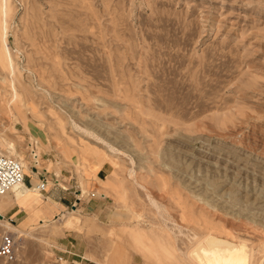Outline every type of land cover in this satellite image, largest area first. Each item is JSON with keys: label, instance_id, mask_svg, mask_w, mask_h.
I'll return each mask as SVG.
<instances>
[{"label": "rangeland", "instance_id": "374dc122", "mask_svg": "<svg viewBox=\"0 0 264 264\" xmlns=\"http://www.w3.org/2000/svg\"><path fill=\"white\" fill-rule=\"evenodd\" d=\"M2 1L14 62L0 65V151L27 166V186L72 197L32 228L7 212L28 230L0 225L17 243L9 264H67L65 233L95 264H158L150 246L191 264L209 237L264 264V0Z\"/></svg>", "mask_w": 264, "mask_h": 264}, {"label": "crops", "instance_id": "0c3cea01", "mask_svg": "<svg viewBox=\"0 0 264 264\" xmlns=\"http://www.w3.org/2000/svg\"><path fill=\"white\" fill-rule=\"evenodd\" d=\"M37 149L38 155L40 157V148L37 147ZM91 173L95 174V172ZM27 176V178H29V175ZM28 184L30 186L23 184L18 188L12 189L7 195H4L0 199V205L3 206L0 212V215L3 217L2 219L14 225L18 231L22 232H26L28 230L19 229V227L12 222L11 218H6L7 212L9 210H13L15 206H19L15 214H19L20 212L28 213L24 226L32 228L34 227V219H36L38 216L40 219L38 220L37 224L43 225L44 223L51 221L53 217H58V209L63 210L62 207H68V203L72 201V197L60 196L62 194L61 192L57 191L56 188L50 189L49 191L47 190V192H45L49 195H52V197H54L56 200L55 202L50 198H48L47 201H42L40 199V195H42V193H37L34 191V187L38 183L34 185L33 179H28ZM82 184L83 192H87L89 190V182L86 180L83 181ZM64 188L66 189V187ZM17 195L20 196L17 197ZM65 231L68 230H53L52 232L56 234H63ZM56 244L57 245L54 247V249L57 255L60 257V260L67 262V264H87V262L90 264H95L93 261L85 257L86 252L81 249L83 247V241L79 236L75 237L73 233H65L64 235L57 238Z\"/></svg>", "mask_w": 264, "mask_h": 264}, {"label": "bare ground", "instance_id": "6f19581e", "mask_svg": "<svg viewBox=\"0 0 264 264\" xmlns=\"http://www.w3.org/2000/svg\"><path fill=\"white\" fill-rule=\"evenodd\" d=\"M3 1H5V0H3ZM3 1L1 2V4H2V13L4 12V6H5V4H3ZM3 20L5 21L6 19L3 18ZM6 30H8V29L3 24L2 19H0V40H1V44H0V65L3 67V69H5V70L7 69L8 72H11L12 71V63L14 61L12 62L11 57H10V52H9V48H8L7 41H6V38H7L6 37ZM20 87H22V86H20ZM17 97H18L17 93L14 92V97L13 98H17ZM33 107H35V106H33ZM3 110L11 111V107L9 105L5 106L3 108ZM4 143L6 144V146L8 147L9 150H14L15 151V144L14 143H12V142H4ZM34 151L35 150H32V152H33L32 153V158L35 159V160H38L39 159L38 151L37 152H34ZM38 184L34 187V191L37 192V193H40L41 191L38 189ZM21 185H23V184H21ZM21 185H19L17 187H14V188H18ZM19 196L20 195H17V197H19ZM2 208H3V206L0 205V212H1ZM2 218L3 217L0 215V225H1V227H5L6 229H10V230L15 228L14 225H12L10 223L8 224V222L3 220ZM78 223H80L78 218L68 219V220H65L64 222H62L60 224V226H57L58 227L57 230L64 231L65 229H70V228L74 229V227H77ZM133 235L135 237V239H134L135 244H139V246L143 245L142 242H144L145 239H146V241L148 240L147 238H144V233L143 232H134ZM195 236L196 235H194V238L197 237V236L196 237ZM198 240H200V239H198ZM192 241H193V239H192ZM200 244H201V246L198 248V250L196 252H194V253L192 252L193 253V257H194V258H192L190 256L191 251L193 249L196 250V247L198 245H200ZM174 245H175V243H174ZM165 248L167 249L168 247H165ZM175 248H177V247H175ZM193 249H191L190 251L188 250L189 252L187 251V256H184L185 258H187L189 263L191 262V264H250V253L247 250L246 245L243 244V243H240V242L239 243H233V242H230L228 240H223V239H221L219 237H209V238H204L201 242L197 243L194 246ZM148 252H149L151 258H155L158 261V264H163V263H160L161 261L158 258V255L160 253L157 254L155 249L153 250L151 248V246H150V248H148ZM179 252L180 251L178 250V253ZM185 254H186V252H185ZM178 255H177V258H178ZM183 260H185V259L183 258ZM108 262H109V260H108ZM116 262H117L116 264H118V259L116 260Z\"/></svg>", "mask_w": 264, "mask_h": 264}, {"label": "built area", "instance_id": "2783aa9c", "mask_svg": "<svg viewBox=\"0 0 264 264\" xmlns=\"http://www.w3.org/2000/svg\"><path fill=\"white\" fill-rule=\"evenodd\" d=\"M27 177L25 166L19 159L0 151V199L14 187L26 184ZM47 186L48 181L43 178L38 184V189L41 192H47ZM16 259L17 243L13 235L1 230L0 264L13 263Z\"/></svg>", "mask_w": 264, "mask_h": 264}]
</instances>
